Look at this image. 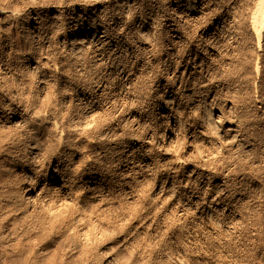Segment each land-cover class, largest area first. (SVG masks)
<instances>
[{
	"label": "bare ground",
	"instance_id": "bare-ground-1",
	"mask_svg": "<svg viewBox=\"0 0 264 264\" xmlns=\"http://www.w3.org/2000/svg\"><path fill=\"white\" fill-rule=\"evenodd\" d=\"M131 1L122 0L110 18L107 7L99 4V0H93L92 4H99L100 8L92 4L90 9L75 5L69 8L70 25L64 30V40L68 46L67 63L72 65L70 73L75 75L78 84L75 92L63 87L55 96L44 95L40 88L30 86L32 83L29 84L25 72L26 76H15L18 85L11 87L1 81L6 78L7 70L0 57V264H192L188 255L182 257L184 254L174 253L170 245L155 246L143 230L146 220L140 217L142 223H137V210L134 205H128L130 199L139 194L154 209L161 201L173 204L175 200L174 206L180 215L193 201L185 203L179 196V188L187 189L186 193L192 195V184L201 188L212 178L204 171L186 168L176 156L161 169L160 187L140 192L137 180L146 173L149 158L141 150L136 135L124 130L122 123L128 118L109 122L120 117L124 93L121 87L110 86L111 74L127 76V58L133 56L132 49L123 40L124 30L114 27L131 12ZM253 1L245 21L259 51L251 71L257 78L264 69L261 60L264 0ZM173 3L175 7L182 5L181 0ZM206 3L207 0H192L183 6L184 15L191 18V14L204 8ZM37 14L34 11V16L28 15L25 24ZM12 16L11 9L0 3V26L13 27ZM33 32L20 28L15 36V50L23 52ZM175 37L169 56L175 54L179 36ZM203 50L211 55L214 48L205 45ZM197 60L193 55L191 66L188 60L183 61L182 71L178 68L172 74L178 88L187 87V97L195 84L186 75L196 73ZM200 62L201 59L197 64ZM197 68L200 74V67ZM262 88L254 97L239 88L226 91L220 100L223 102L204 107L200 116L192 117L191 133H198L204 142L216 145L220 151L231 146H235L236 151L248 147L250 136L246 124L252 112L245 103L264 106ZM171 93L166 100L168 103L176 98L175 90ZM210 93L212 91H208L207 96ZM106 105L114 109L117 106L109 119L102 113ZM197 125L199 129L195 128ZM167 129L172 134L173 131L179 133V138L172 136L178 146L186 144L190 129L186 128L184 120L171 117ZM209 135L214 140L209 139ZM172 137L166 138V147L172 146L169 143ZM223 189L221 186L218 191L209 190L204 194L218 204V192ZM252 220L250 229L253 236L260 239L259 217L254 216ZM178 247L184 253L195 252L182 240Z\"/></svg>",
	"mask_w": 264,
	"mask_h": 264
},
{
	"label": "rangeland",
	"instance_id": "rangeland-1",
	"mask_svg": "<svg viewBox=\"0 0 264 264\" xmlns=\"http://www.w3.org/2000/svg\"><path fill=\"white\" fill-rule=\"evenodd\" d=\"M121 1L99 0V4L107 7L110 18ZM174 1L132 0L131 12L114 27L124 30L123 40L132 49L133 56L127 58V76L121 78L111 74L110 86L121 87L124 93L120 101V117L109 122L117 123L123 117L128 118L122 123L124 130L136 135L141 150L149 158L146 173L137 180L140 192L151 191L153 187L158 189L161 169L176 156L182 159L186 168L204 171L212 178L201 188L192 184V195L186 193L187 189L179 188V196L185 203L193 201L180 215L176 212L175 200L173 204L161 201L154 209L139 194L138 200L130 199L128 205H134L137 210V223L140 217L146 220L147 226L143 230L155 246L170 245L174 253L184 254L182 257L188 255L192 264H264V106L250 101L245 103L250 106L248 111L252 112L246 124L250 143L248 147L238 148L239 152L234 150L235 146L220 151L216 145L204 142L201 135L191 133L190 124L192 117L200 116L204 107L218 104L228 90L239 88L250 97L262 92L264 69L257 78L251 72L259 51L245 21L254 1L207 0L206 6L191 14V18L184 15L183 6L192 0H181L179 7L174 6ZM0 3L13 12V27L4 29L3 25L0 26V57L7 70L6 78L1 81L17 87L19 80L15 76L27 73V78L32 79H28L29 84L32 83L30 86L40 88L44 95L51 93L55 96L63 87L75 92L78 84L73 77L75 75L70 73L72 65L67 63L68 46L64 40V30L70 25L69 8L73 5L77 8L89 6L90 9L92 5L100 8L99 4H92L93 0H0ZM34 11L38 13L37 17L25 24L28 15L34 16ZM20 28L34 31L28 36L29 43L23 52H18L14 46ZM175 36H179V41L174 47L175 54L169 56ZM205 45L214 48L211 55L203 50ZM193 55L201 62L198 65L197 60L196 67L193 66L196 73L186 75L195 84L192 94L187 97V87L178 88L172 74L178 68L182 71L181 66L186 60L191 66ZM261 60L264 62V51ZM171 90H175L176 98L168 103L166 100L170 99ZM208 91H212L209 96ZM116 109L117 106L114 109L106 105L102 107V113L109 119ZM171 117L181 118L190 129L186 134V144L178 146L175 139L179 138V133L173 131L172 134L167 129ZM195 128L199 129L198 125ZM168 136L175 139L172 137L169 142L172 146L166 147ZM209 137L214 140L212 135ZM199 147L202 148L199 150ZM221 186L224 189L218 192V204L204 194L209 190L218 191ZM254 216L259 217L262 241L253 236L249 226ZM178 240L184 241L195 252L180 251Z\"/></svg>",
	"mask_w": 264,
	"mask_h": 264
}]
</instances>
